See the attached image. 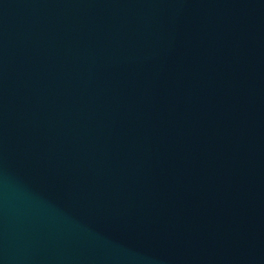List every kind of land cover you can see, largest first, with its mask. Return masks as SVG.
I'll list each match as a JSON object with an SVG mask.
<instances>
[{
	"label": "water",
	"instance_id": "95a60500",
	"mask_svg": "<svg viewBox=\"0 0 264 264\" xmlns=\"http://www.w3.org/2000/svg\"><path fill=\"white\" fill-rule=\"evenodd\" d=\"M0 264H264V0H0Z\"/></svg>",
	"mask_w": 264,
	"mask_h": 264
}]
</instances>
